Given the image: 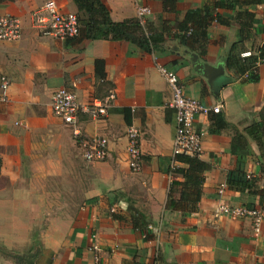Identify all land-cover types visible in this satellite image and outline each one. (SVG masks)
Here are the masks:
<instances>
[{
  "label": "crops",
  "instance_id": "obj_1",
  "mask_svg": "<svg viewBox=\"0 0 264 264\" xmlns=\"http://www.w3.org/2000/svg\"><path fill=\"white\" fill-rule=\"evenodd\" d=\"M47 1L0 0V16L19 17L23 28L19 39L0 41V77L10 81L8 101L0 105V264H15L9 254L30 253L35 264H264V222L256 231L250 217L217 213L221 203L264 211L259 195L226 182L240 160L246 176L264 183V156L245 131L264 120V60L256 81L233 78L225 67L229 54L257 55L264 44V0L242 7L254 20L244 36L236 11L218 8L222 21L210 23L204 53L196 43L185 45L175 29L151 53L127 41L44 36L31 26V13ZM54 1L61 12L77 15L73 0ZM101 1L113 21L137 19V6L149 7L141 24L159 31L163 22L174 26L213 0ZM159 65L176 72L189 96L222 105L195 121L198 156L211 168L192 214L167 207L169 195L179 198L170 183L183 178L169 172L175 117ZM61 87L80 103H107L106 116L79 117L83 134L106 137L105 160L86 162L71 127L53 116L52 96ZM123 108L131 111L129 123ZM130 126L140 134L138 172L128 166ZM114 213L143 218L152 236L146 239Z\"/></svg>",
  "mask_w": 264,
  "mask_h": 264
},
{
  "label": "trees",
  "instance_id": "obj_2",
  "mask_svg": "<svg viewBox=\"0 0 264 264\" xmlns=\"http://www.w3.org/2000/svg\"><path fill=\"white\" fill-rule=\"evenodd\" d=\"M77 7V18L79 24L76 41L83 39H105L112 41H127L135 44L142 50L151 53L161 51L165 41V35L173 33L181 38L185 45L196 43L201 53L205 52L208 43L207 30L212 21H222L216 12L218 8L233 9L236 11L235 19L240 25L241 35H247L253 25V17L250 13L242 10L244 6L259 4L263 0H213L208 2L206 9L199 11H187L183 19L174 26L163 22L161 30L151 26L145 29L140 20L128 19L124 21H113L107 7L101 0H73ZM264 60V44L260 47L257 55L252 53L249 56L229 54L225 67L233 78L246 76L248 80L256 81L258 78V65ZM127 123L130 122L131 111L123 108L119 110ZM216 123L223 124L222 119L217 116ZM228 124L225 121V127ZM246 133L251 136L259 146L261 156H264V120L252 122L245 128ZM211 165L201 160L197 155L177 154L173 157V165L169 172L179 174L181 181H172L169 192L174 187L179 189V198L174 199L169 195L167 207L178 210L184 215L195 213L204 184V173ZM227 187L236 190L241 194L248 193L259 195L264 200V183L261 179L248 177L242 170L240 160L233 171L227 176ZM114 218L128 220L133 228L145 234L148 239L152 235L147 231V224L144 219L132 214L114 213Z\"/></svg>",
  "mask_w": 264,
  "mask_h": 264
},
{
  "label": "built area",
  "instance_id": "obj_3",
  "mask_svg": "<svg viewBox=\"0 0 264 264\" xmlns=\"http://www.w3.org/2000/svg\"><path fill=\"white\" fill-rule=\"evenodd\" d=\"M150 13L147 6H137V18L142 22ZM31 26L44 36L61 41L74 40L79 33L78 18L75 13H63L54 0H48L42 7L31 13ZM22 23L19 17L11 14L0 16V41H13L21 37ZM249 52L244 53V55ZM158 70L164 77L170 90L168 107L174 111L175 128L172 140V155H199L202 151L201 134L195 126L197 116L219 113L222 105L209 106L199 99L189 96L176 72L159 65ZM10 81L0 77V105L8 101ZM52 113L65 126L71 127L77 147L86 162H100L108 156V141L102 135H85L79 128V117L86 113L92 118L108 114L107 103L95 99L89 103H80L74 91L61 87L51 100ZM128 166L133 172L141 169L142 151L138 129L130 126L126 130ZM3 172V160L0 154V175ZM249 177V176H248ZM222 192V190H220ZM217 213L227 216L250 217L256 231L264 222V211L248 205L229 206L219 204Z\"/></svg>",
  "mask_w": 264,
  "mask_h": 264
},
{
  "label": "water",
  "instance_id": "obj_4",
  "mask_svg": "<svg viewBox=\"0 0 264 264\" xmlns=\"http://www.w3.org/2000/svg\"><path fill=\"white\" fill-rule=\"evenodd\" d=\"M12 258L15 259V264H35L33 260L34 254H26V255H16V254H9Z\"/></svg>",
  "mask_w": 264,
  "mask_h": 264
}]
</instances>
